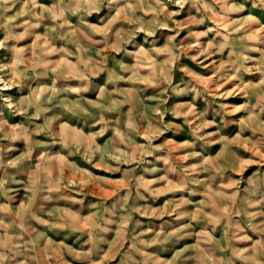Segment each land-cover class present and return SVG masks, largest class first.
<instances>
[{"label":"rangeland","instance_id":"374dc122","mask_svg":"<svg viewBox=\"0 0 264 264\" xmlns=\"http://www.w3.org/2000/svg\"><path fill=\"white\" fill-rule=\"evenodd\" d=\"M0 264H264V0H0Z\"/></svg>","mask_w":264,"mask_h":264}]
</instances>
